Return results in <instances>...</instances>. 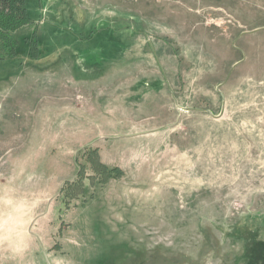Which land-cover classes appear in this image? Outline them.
<instances>
[{
	"label": "rangeland",
	"instance_id": "1",
	"mask_svg": "<svg viewBox=\"0 0 264 264\" xmlns=\"http://www.w3.org/2000/svg\"><path fill=\"white\" fill-rule=\"evenodd\" d=\"M62 6L0 60V189L38 206L0 264H264V0Z\"/></svg>",
	"mask_w": 264,
	"mask_h": 264
},
{
	"label": "trees",
	"instance_id": "2",
	"mask_svg": "<svg viewBox=\"0 0 264 264\" xmlns=\"http://www.w3.org/2000/svg\"><path fill=\"white\" fill-rule=\"evenodd\" d=\"M39 24L34 21L27 9L26 0H0V60L6 61L8 58H15L17 55L18 42L14 36L26 27L34 26L30 38H25L29 46V55L33 60L39 57ZM88 162L93 166L94 172L101 178V185H105L111 179H120L123 173L117 169H111L101 162L98 150L88 149L86 151ZM78 159L76 158V163ZM81 167H79L78 177H83ZM93 181V180H92ZM68 185L69 182H66ZM84 185H70V191L77 192L79 196L84 194ZM71 196V193H70ZM72 197V196H71ZM73 198V197H72Z\"/></svg>",
	"mask_w": 264,
	"mask_h": 264
},
{
	"label": "clouds",
	"instance_id": "3",
	"mask_svg": "<svg viewBox=\"0 0 264 264\" xmlns=\"http://www.w3.org/2000/svg\"><path fill=\"white\" fill-rule=\"evenodd\" d=\"M12 186H9L11 189ZM37 197L20 196L0 189V248L10 256H19L28 243L24 237L29 216L38 211Z\"/></svg>",
	"mask_w": 264,
	"mask_h": 264
},
{
	"label": "crops",
	"instance_id": "4",
	"mask_svg": "<svg viewBox=\"0 0 264 264\" xmlns=\"http://www.w3.org/2000/svg\"><path fill=\"white\" fill-rule=\"evenodd\" d=\"M63 1L64 0H26V5H27L29 15L32 16L31 11H30L31 8L29 7L30 3H32L37 9V16L40 17L39 18L40 21L42 23H45L44 21L50 16L60 17L62 15Z\"/></svg>",
	"mask_w": 264,
	"mask_h": 264
}]
</instances>
